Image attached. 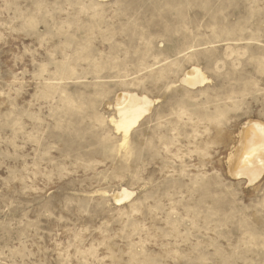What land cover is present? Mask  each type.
I'll use <instances>...</instances> for the list:
<instances>
[{
  "label": "rangeland",
  "instance_id": "1",
  "mask_svg": "<svg viewBox=\"0 0 264 264\" xmlns=\"http://www.w3.org/2000/svg\"><path fill=\"white\" fill-rule=\"evenodd\" d=\"M257 123L264 0H0V264H264Z\"/></svg>",
  "mask_w": 264,
  "mask_h": 264
},
{
  "label": "bare ground",
  "instance_id": "2",
  "mask_svg": "<svg viewBox=\"0 0 264 264\" xmlns=\"http://www.w3.org/2000/svg\"><path fill=\"white\" fill-rule=\"evenodd\" d=\"M200 71L198 68H192L189 72H187L185 83L189 87L190 86L196 87L197 84L204 82L205 78L201 77L202 74H200ZM200 77L201 79L203 78L202 81H200ZM121 103L122 104H119L118 106L120 122L116 125V127L119 131L124 132V144H125L132 128H134V126H137L139 120L143 118V115L146 112L150 111V107L152 106L153 103L147 102L145 98L142 99L136 95L122 96ZM144 104H151V105H148L150 106L148 107L145 106ZM261 124L258 123L254 124L247 131L248 133L246 138L247 144H246V148L244 149L245 150L244 153L246 157L240 159V166H241L240 169H242V173L244 175L248 176V177L246 176L247 178L250 177L251 182L256 180L260 175L259 173H261L262 170H264V125ZM129 197L130 194L127 192V190L126 191L123 190V193L119 195V197L117 198L118 201L117 203L122 202L123 199L127 200V198Z\"/></svg>",
  "mask_w": 264,
  "mask_h": 264
}]
</instances>
